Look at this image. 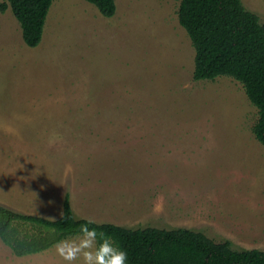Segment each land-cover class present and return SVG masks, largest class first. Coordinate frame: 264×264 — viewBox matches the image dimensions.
<instances>
[{
  "label": "rangeland",
  "instance_id": "rangeland-1",
  "mask_svg": "<svg viewBox=\"0 0 264 264\" xmlns=\"http://www.w3.org/2000/svg\"><path fill=\"white\" fill-rule=\"evenodd\" d=\"M54 2L41 44L0 10V205L56 220L187 228L264 251L257 108L231 77L194 78L175 0ZM4 0H0V6ZM264 23V0H242ZM54 249L0 264H58Z\"/></svg>",
  "mask_w": 264,
  "mask_h": 264
},
{
  "label": "trees",
  "instance_id": "trees-1",
  "mask_svg": "<svg viewBox=\"0 0 264 264\" xmlns=\"http://www.w3.org/2000/svg\"><path fill=\"white\" fill-rule=\"evenodd\" d=\"M57 0H4L19 21L28 47L43 39L49 12ZM106 18L116 15L115 0H85ZM180 2L178 20L195 50L194 78L214 81L231 77L240 82L259 119L253 128L264 145V23L246 9L242 0H175ZM65 217V219H63ZM67 217H71L68 219ZM88 220L77 218L67 193L63 215L51 220L0 205V240L18 257L51 249L65 236L77 232ZM101 235L127 249L130 264H264V251L237 249L232 241L216 242L187 228H126L97 224Z\"/></svg>",
  "mask_w": 264,
  "mask_h": 264
},
{
  "label": "clouds",
  "instance_id": "clouds-1",
  "mask_svg": "<svg viewBox=\"0 0 264 264\" xmlns=\"http://www.w3.org/2000/svg\"><path fill=\"white\" fill-rule=\"evenodd\" d=\"M94 223L89 219L79 226L77 232L57 240L51 246L59 258L58 264H130L127 249L101 235L92 226Z\"/></svg>",
  "mask_w": 264,
  "mask_h": 264
}]
</instances>
